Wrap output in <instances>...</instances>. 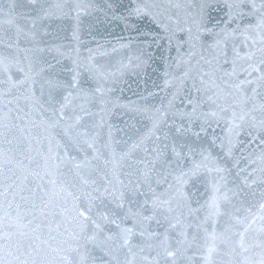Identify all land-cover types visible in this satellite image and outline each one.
Masks as SVG:
<instances>
[{
  "label": "snow or ice",
  "instance_id": "obj_1",
  "mask_svg": "<svg viewBox=\"0 0 264 264\" xmlns=\"http://www.w3.org/2000/svg\"><path fill=\"white\" fill-rule=\"evenodd\" d=\"M0 264H264V0H0Z\"/></svg>",
  "mask_w": 264,
  "mask_h": 264
},
{
  "label": "water",
  "instance_id": "obj_2",
  "mask_svg": "<svg viewBox=\"0 0 264 264\" xmlns=\"http://www.w3.org/2000/svg\"><path fill=\"white\" fill-rule=\"evenodd\" d=\"M148 149H151V151H148ZM123 163L126 165L125 170L130 173L132 180L134 182L137 179L140 180L146 196L151 195L154 190L159 192L161 189H164L166 192H170L171 190L167 189V183L171 179L170 173L173 171V168L175 167L177 171H180L187 167L182 158L175 157L170 151L164 149L162 144H148L146 149L142 148L136 151L134 155L130 154ZM145 163L148 164V176L143 175ZM188 179L191 180V184L183 198L176 201L177 211L186 209L189 200L195 201V194H189L192 193L197 180L192 177L191 172L188 174ZM129 191L131 193L130 199L136 200V206H140L142 201L137 195L138 190L129 189Z\"/></svg>",
  "mask_w": 264,
  "mask_h": 264
}]
</instances>
